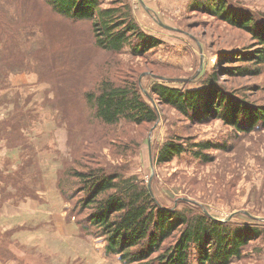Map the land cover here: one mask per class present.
Here are the masks:
<instances>
[{
	"label": "trees",
	"instance_id": "obj_1",
	"mask_svg": "<svg viewBox=\"0 0 264 264\" xmlns=\"http://www.w3.org/2000/svg\"><path fill=\"white\" fill-rule=\"evenodd\" d=\"M106 5V0H30L33 19L38 21L34 15L44 11L43 13L48 12L62 18L67 31L70 28L71 37L73 35L71 47L74 46L77 51L71 54L74 60L66 53L60 59V67L54 54L46 56L37 53L35 56L34 50L27 51L31 49L29 45L23 47L20 37L23 36V26H28L23 18L13 22L9 20L10 15L0 14V74L9 77L13 64L21 71H26L30 67L29 63L37 59L40 77L50 79L59 100L55 107L62 114L61 122L67 126L72 157L78 152L79 158L85 156L88 159H72L69 164L71 166H63L56 173L58 196L68 204V223L74 219L84 234L93 233L95 238H102L105 255L118 257L122 264H230L235 259L245 261L242 259L252 242L264 239V220L259 221L252 216L240 214L244 218L242 222H233V218L221 222L190 203L177 205L176 208L165 206L154 198L148 186L135 175L124 174L129 166L124 163L121 166H111L101 160L104 159L99 154L102 151L96 146L106 145L111 134L125 131L124 121L136 126L150 127L158 120L156 109L145 98L138 83L141 71L137 78L133 71L124 72L125 76L121 73L120 80L113 77L112 68L104 70L101 80L81 94L80 99L83 98L90 110L89 118L101 122L105 128L104 133L90 131L89 120L88 124L82 120L83 111L80 108L62 104L64 98L68 99L70 105L74 104L72 97L81 85L78 78L82 77L83 72L91 75L89 68L94 67V64L91 65L92 55L97 49L111 54H121L128 49L133 57L146 58L157 51L163 42L160 36L149 33L138 25L131 15L127 1ZM189 6V10L196 14L208 15L216 21L246 32L256 46L215 52L217 63L214 66L201 72L196 78L192 76L168 79L176 85L164 83L163 78L152 75L156 80L150 86L148 98H153L160 106L166 105L179 113L181 121H187L184 128L221 121L230 129L223 141L198 142L194 141L196 139L193 135L181 134V129L174 124L175 121L169 119V126L177 129L170 131L159 147L155 155L158 165L168 164L182 157L209 164L214 161L209 151H232L236 143L245 136L264 132V97L259 101L251 100L253 89L233 91L223 87L219 80L220 77L243 78L264 74V11L239 7L233 0H190ZM86 29L90 30L94 43L84 48L83 30L86 37ZM43 33L46 35L47 30L44 29ZM15 38L16 44H11ZM67 60L74 67L71 64L67 66ZM110 62L106 58L103 65ZM193 82H196L195 86H189ZM10 88V84L0 76V91L4 93ZM257 90L264 93V82L257 86ZM17 94L21 92L17 90ZM28 102L27 98L25 104ZM22 108L23 106L20 109ZM28 115L29 112L22 110L21 118L16 115L0 117V146L8 149L5 166L0 168V203L21 194L25 197L37 196L35 188L31 189L26 183H22V177L17 176V172H8L12 170L10 168L19 149L17 144L25 142L26 137L33 131L31 120L35 118V114L31 113L30 117ZM26 120L28 121L25 125ZM130 124L128 127H131ZM73 132L81 137L80 141H76ZM86 137H95L94 143L97 145H88ZM125 143L117 137L109 145L117 147L121 152H127L131 146ZM140 144V141L136 142L135 148L140 147ZM33 150L31 159L39 156L40 149L35 146ZM259 162L264 163L262 159ZM16 164L17 171L20 169L21 172L28 162L20 157ZM41 168L38 171L40 176L43 173ZM3 170L8 176H2ZM63 172L64 175L60 176ZM1 181H4L5 186L17 188V193L6 190ZM0 243L3 241L0 240Z\"/></svg>",
	"mask_w": 264,
	"mask_h": 264
},
{
	"label": "rangeland",
	"instance_id": "obj_2",
	"mask_svg": "<svg viewBox=\"0 0 264 264\" xmlns=\"http://www.w3.org/2000/svg\"><path fill=\"white\" fill-rule=\"evenodd\" d=\"M121 1L106 0V6L111 3L120 4ZM124 1L129 3L133 19L142 29L161 37L163 42L159 49L147 55L146 58L133 57L128 49L122 51L121 54H111L97 49L92 55L91 65L94 64V67L89 68L91 75H85L83 72L82 77L78 78V83L81 85L72 97L74 104L70 105L67 98L62 100V104H66L67 107L80 108V111H83L82 120L86 124L89 120L90 131L97 130L98 133H104L103 124L93 120L92 117L89 118L91 113L83 98L80 99L81 94L83 95L88 87L96 85L101 80V73L104 70L112 68L113 77L119 79L121 73L125 76L124 72L129 71L136 72L137 78V74L141 71L138 83L145 98L149 99L156 109L158 120L150 127L136 126L124 121L123 127L126 130L122 133L117 131L111 134L106 145L94 143L95 137H86L85 141L88 145H97L96 148L102 151L98 152L104 158L101 160L105 164L121 166L124 163L125 166H129L126 172L124 170L126 176L135 175L147 186L152 179L151 188L154 198L165 206L176 208L177 205L190 203L216 219H225L232 215L233 222H242L244 218L241 215L246 214L263 221L264 163L260 164L259 159L264 162V132L245 136L236 143L232 151H209L214 157V161L209 164L199 163L190 157H182L168 164L158 165L155 155L170 131L177 127L181 129V134L193 135L196 139L194 141L198 142L202 140L223 141L230 129L221 121L184 128L187 121L184 122V119L181 121L179 113L166 105L160 106L153 98H148L150 86L156 80L155 76L163 78L161 81L164 83L176 85L168 79L192 76L196 78L198 74L214 66L217 63L215 52L231 51L234 48L250 49L256 46L255 43L252 44L250 36L244 31L234 29L208 15L192 12L188 8L190 0ZM233 1L239 7L264 11V0ZM29 6L30 0H19V4L17 0H0V14L10 15L9 20L13 22L19 19L21 21L23 18L25 23H28V26L23 24L25 28L22 30L23 36L20 37L23 47L29 45L31 49L27 51L34 50L35 56L37 53L46 56L54 54L55 57L57 56L55 59L59 60L57 61L58 67L61 66L60 59L66 53L74 60L71 54L76 53L77 50L74 46L71 47L73 35L71 37L70 28L68 31L64 29L65 21L48 12L43 13L44 11H39L40 13L34 15V18L38 19L36 21L31 17ZM30 23L34 24L29 25ZM44 29L47 30L46 35L43 33ZM83 36L85 38L84 48L94 43L90 30L86 29L87 38L83 30ZM200 39H203L204 43ZM20 40L17 41L18 46ZM11 44H16V38ZM98 54H100L99 57ZM106 58H109L111 62L103 65V60ZM70 64L72 65L67 60L66 65ZM2 66L1 68L4 69ZM29 66L26 71H21L13 64L10 67L12 73L9 77L0 74L11 86L4 93L0 91V117L16 115L21 118L22 110L29 112V117L31 113L35 114V118L31 120L33 128L30 132L31 137H26L25 142L17 144L19 149L12 162L17 163L19 158L23 157L24 162L28 164L21 172L20 169L17 171L18 167L10 168L14 171L8 170V172L12 174L17 172V176L22 177V183L26 181L33 183L36 193L38 191L39 193L35 197L31 196L41 202V207L47 210L19 219L9 218L12 221L8 223L2 220L6 224L12 223V226L4 231L0 225V240L3 241L0 243V264H122L118 257L111 258L105 255L102 238H95L93 233L84 234L74 219L70 223L67 221L68 204L58 196L56 173L63 166L65 168L71 166L69 165L71 160L79 158V153L76 152L72 157L73 151L68 143L67 126L61 122L62 114L55 107L59 104V100H57L50 79L40 77L41 72L37 59L32 60ZM152 71L164 72V74L156 75ZM152 75L155 76L152 77ZM11 77H13L12 81ZM219 80L223 87L233 91L253 89L254 95L251 100L259 101L264 97V93L257 90V86L264 82V74L243 78L220 77ZM195 84L196 82H193L189 86H195ZM17 90L21 94H17ZM27 98L29 102L25 104ZM22 106L23 108L20 109ZM169 119L175 121L174 124L177 127L169 126ZM27 121L24 122L25 125ZM129 124L131 127H128ZM74 137L77 142L81 139L79 135H74ZM117 137L131 146L127 152H121L117 147L109 145ZM149 138H151V149L148 144ZM138 141L141 142L140 147L135 148L134 145ZM33 144L40 151L38 157L31 159L35 147ZM79 159L85 160L86 158L81 156ZM0 160L3 161L2 158ZM29 160L32 161L29 162ZM40 167L43 171L41 176L38 173ZM2 172L3 177L8 176L4 170ZM63 175L64 172L60 173V176ZM1 183L5 186L4 181ZM12 188L10 185L5 186L6 190ZM58 205L64 209H60ZM242 260L245 261L235 259L230 264H264V239L252 242Z\"/></svg>",
	"mask_w": 264,
	"mask_h": 264
},
{
	"label": "crops",
	"instance_id": "obj_3",
	"mask_svg": "<svg viewBox=\"0 0 264 264\" xmlns=\"http://www.w3.org/2000/svg\"><path fill=\"white\" fill-rule=\"evenodd\" d=\"M7 153H8V149L0 146V158L3 159L2 162L0 160V168L1 169H3L5 166V160L7 157L6 156ZM16 167H17L16 163H13L11 165V168H16ZM20 180H22V178ZM32 182H33V180H32ZM25 183L28 185L29 188H31V189L34 188L33 183H31L30 181H26ZM10 191H11V193L16 194L17 188L16 189L12 188V189H10ZM37 193H39V191ZM0 198H1V196H0ZM0 201H1V199H0ZM58 207H60V209H64L61 205H58ZM46 210L47 209H43L41 207V202H39L37 199L33 198L30 195L25 197L24 195L21 194L20 196L9 197V198H7V200L5 202L0 203V221H1L0 225H2L1 228L4 229V231H7L12 226V223L6 224V223L2 222V220H4L5 222L8 223V222L12 221L9 218L17 217L19 219V218L25 217L26 215H33V214H36V213H39L42 211H46ZM47 213H49V212H47Z\"/></svg>",
	"mask_w": 264,
	"mask_h": 264
},
{
	"label": "water",
	"instance_id": "obj_4",
	"mask_svg": "<svg viewBox=\"0 0 264 264\" xmlns=\"http://www.w3.org/2000/svg\"><path fill=\"white\" fill-rule=\"evenodd\" d=\"M140 2H142V1L140 0ZM148 144H149V149H151V138L148 139ZM151 180L152 179H150V181L148 183V189H149L150 193L153 195V191H152V188H151ZM231 217H232V215L226 217L225 219H216V218L215 219L218 220V221H221V222H227V221H229L231 219Z\"/></svg>",
	"mask_w": 264,
	"mask_h": 264
},
{
	"label": "built area",
	"instance_id": "obj_5",
	"mask_svg": "<svg viewBox=\"0 0 264 264\" xmlns=\"http://www.w3.org/2000/svg\"><path fill=\"white\" fill-rule=\"evenodd\" d=\"M138 1V0H137Z\"/></svg>",
	"mask_w": 264,
	"mask_h": 264
}]
</instances>
